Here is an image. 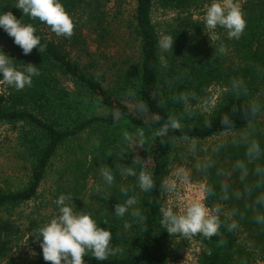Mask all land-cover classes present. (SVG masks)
Listing matches in <instances>:
<instances>
[{"label": "trees", "instance_id": "trees-1", "mask_svg": "<svg viewBox=\"0 0 264 264\" xmlns=\"http://www.w3.org/2000/svg\"><path fill=\"white\" fill-rule=\"evenodd\" d=\"M104 1L62 0V3L73 16L75 26H92L99 39L105 41L110 30ZM211 2L136 0L133 21L128 27L139 43V60L104 82L76 61L62 44L44 37L42 29L46 23L23 17L22 10L14 6L16 0H0V12L11 11L17 19L32 24L44 46L43 53L34 48L25 55L14 38L0 28V48L13 58L14 66L22 70L24 64L31 63L40 73L33 77L32 86L23 90L4 84L6 91L0 97V124L13 126L17 131V147L26 162V182L21 188L6 190L0 186V264L14 248L24 245L26 239V244L38 242L35 230H24L14 214L39 199L41 187L58 158L62 159V165L55 172L54 196L45 205L46 211H58L55 200L61 194H71L73 200L68 203L74 210L91 213L100 226L111 231L112 247L121 250L105 261H98L89 253L84 258L85 264H169L165 244L170 233L159 223V209L164 203L160 184L169 175L174 154L180 143L185 142L184 137L198 142L226 135L230 138L249 123L264 131L260 116L248 121L244 115L246 105L264 93V0H246L245 31L239 39L227 41L234 59L228 66L219 52L200 44L204 27L192 17L191 11L204 9ZM157 5L188 14L168 28V35L174 40L173 49L159 47L161 37L153 22ZM234 78L245 81L246 95L230 91V81ZM213 86H222L227 91L216 111L204 116L193 110V106L208 102ZM180 92L194 95L193 115L182 121L181 130L155 135L170 115L182 111L181 105L171 99ZM131 102L141 111L132 110ZM224 115L234 122L231 132L221 125ZM139 141L141 148L135 150L133 145ZM242 156L243 148L229 144L215 159L218 166L228 168ZM102 165L114 172L111 187L100 176ZM123 167H132L137 173L151 172L154 189L142 192L135 177L120 175ZM91 177L105 188L88 199ZM205 180L206 184L218 182L214 172ZM121 186L129 188V196L137 198L135 207L145 217L143 223L130 214L114 216L115 205L127 198L121 194ZM208 203L215 205L219 201L213 197ZM233 206L243 211L242 203L223 204L225 210ZM249 215L238 218L240 228L234 232L222 229L220 235L210 239L196 235L203 249L199 263L264 264V230ZM36 264L51 262L43 258Z\"/></svg>", "mask_w": 264, "mask_h": 264}, {"label": "clouds", "instance_id": "clouds-1", "mask_svg": "<svg viewBox=\"0 0 264 264\" xmlns=\"http://www.w3.org/2000/svg\"><path fill=\"white\" fill-rule=\"evenodd\" d=\"M22 10L23 17L46 23L57 36L70 38L75 28L73 16L66 10L62 0H16L14 5ZM247 20L241 7L233 0H212L206 5L203 26L208 34L217 28L224 29L229 39H239L246 28ZM0 28L18 45L25 55L37 48L41 53L44 46L40 37L36 35V28L32 24L22 22L11 12H0ZM162 50L173 49L174 40L170 35H163L159 39ZM216 50V49H215ZM217 51V50H216ZM218 51L223 53L224 46ZM0 74L4 84L15 90L31 87L33 77L39 76V71L34 64H24L23 69H18L3 48H0ZM230 91L235 95L247 94V87L243 79L234 78L230 81ZM172 101L181 105L179 115H170L155 133L165 136L170 131L182 129V121L191 117L193 111L192 101L195 99L190 92H180L173 96ZM264 112V104L255 100L246 105L245 118L255 121ZM222 127L227 131L234 130V122L224 115L221 119ZM143 136V132H140ZM187 152L193 156L191 167L173 166L168 177L162 179L160 189L169 196V199L159 209L160 225L170 234H178L184 238L196 235L210 239L221 234L222 229L234 232L240 228L238 218L250 214L248 218L261 230H264V131L249 123L247 127L236 131L227 141L199 147L194 138L184 137ZM243 148V156L235 160L230 167L218 166L215 159L228 145ZM197 151L203 152L196 156ZM100 176L104 184L113 186L115 175L113 170L102 165L99 167ZM121 176H132L142 192H151L155 181L151 172L137 171L132 167H123L119 170ZM193 172L208 177L215 174L218 182L215 184L201 183L200 196L193 198L186 194ZM218 188V191H217ZM120 192L127 197L123 203L114 207V216L124 217L130 214L137 222L143 223L145 217L135 196H129V188L121 186ZM215 197L219 203L210 205L208 201ZM73 200L71 194H61L56 200L58 215L38 228L36 238L40 243L43 258L51 264H85V256L89 253L98 261H105L120 249L111 245L112 233L98 224L91 213L78 212L69 201ZM235 201L243 204L240 207H230L227 210L223 204ZM127 227V224H125ZM35 253H33L34 255Z\"/></svg>", "mask_w": 264, "mask_h": 264}, {"label": "rangeland", "instance_id": "rangeland-1", "mask_svg": "<svg viewBox=\"0 0 264 264\" xmlns=\"http://www.w3.org/2000/svg\"><path fill=\"white\" fill-rule=\"evenodd\" d=\"M244 12L246 0H233ZM105 11L107 14V24L110 33L105 41L99 39V34L92 26L79 24L75 26L73 35L70 38L57 36L51 31L50 26L45 25L42 34L45 38L53 40L62 46L88 71L94 73L104 82H109L118 72H123L132 67L139 60V43L136 41L133 32L129 29V22L133 21L136 9V0H105ZM206 7L199 11H191L195 21L203 25L204 13ZM188 14L164 9L158 5L154 9L153 22L160 34L168 35L169 26L175 24L179 17H186ZM204 27V26H203ZM200 40V44L207 49H218L224 46L225 51L220 53L224 58L225 65H231L234 61L229 39L224 29L217 28L211 33L205 32ZM217 51H216V50ZM72 88L69 81L64 82ZM5 85L0 81V97L5 94ZM227 89L222 86H213L211 88V98L208 102L200 103L193 106L204 116H209L220 106L223 96ZM257 102L264 104V93L259 94L256 98ZM132 110L140 112L141 109L130 103ZM259 121L264 124V112L261 113ZM17 131L13 126L0 124V186L6 190H16L21 188L26 182V162L20 154V149L16 142ZM226 135L220 138H214L207 141L198 142L199 147H205L215 144L221 140H228ZM141 142L134 143V149L140 150ZM204 153L197 151L196 156H202ZM193 156L187 152L186 142L180 143L177 152L174 154V162L170 168L169 175L173 170V166L191 167ZM62 159H56V162L49 172V176L44 182L40 190L39 199L24 206L14 214V219L22 224L27 232L31 230L37 231L39 227L49 222L58 215V211H46V204L53 199L54 181L56 179L55 172L61 167ZM168 175V176H169ZM167 176V177H168ZM97 179L91 177L88 183L87 198L94 194H98L99 189H104L105 185L99 186ZM201 183L206 184L205 177L193 172L190 183L187 187V195L196 198L201 195L199 186ZM169 196L164 193V203ZM44 204V205H43ZM55 213V215H52ZM34 225V226H33ZM33 227V228H32ZM35 228V229H34ZM14 248L9 258L3 264H36L37 261L43 259V253L39 241L34 245L26 244ZM203 252L201 244L195 236L184 238L178 234H170L165 244V254L169 264H200V256ZM33 253H35L33 255Z\"/></svg>", "mask_w": 264, "mask_h": 264}]
</instances>
